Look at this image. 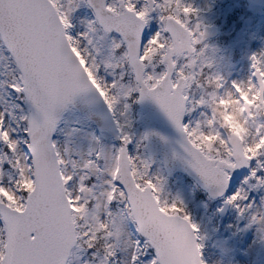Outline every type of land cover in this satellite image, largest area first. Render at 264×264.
I'll return each mask as SVG.
<instances>
[{"label": "snow or ice", "instance_id": "snow-or-ice-1", "mask_svg": "<svg viewBox=\"0 0 264 264\" xmlns=\"http://www.w3.org/2000/svg\"><path fill=\"white\" fill-rule=\"evenodd\" d=\"M81 4L94 13L86 22L88 32L110 36L108 60L98 62L85 45L88 32L70 34L72 13ZM153 14L160 28L149 32ZM196 14L184 0H0V264H72L76 247L82 251L79 264H205L199 228L183 201L162 199L163 179L149 174V163L129 152L133 137L125 129L131 121L121 124L115 118L121 100L125 110L150 100L191 143L197 133L184 117L202 101L193 105L186 89L202 81L224 87L223 77L209 71L211 61L189 64L187 55L172 58L186 43L192 46L191 59L203 54L199 45L206 33L201 23H191ZM250 59L251 78L243 82L249 96L242 81L231 86L237 102L254 90L264 93V51ZM157 64L164 65L160 72L148 71ZM4 68L10 70L7 78ZM88 92L113 115L121 144L105 154L99 137L92 135L99 151L90 148L80 172H69L68 165L75 169L78 161L53 137L61 113ZM191 155L189 167L216 196H225L234 170L249 169L245 187L231 192L225 204L246 216L248 227L256 225L264 240V197L259 203L249 198L250 190L264 189V126L257 128L255 143L235 155ZM101 159L111 163L102 203H94L100 177L93 172H104ZM90 214L93 223L85 230L80 221ZM118 221L133 233L123 262L107 243ZM161 231L169 238L162 239ZM99 239L105 240L102 250L96 247Z\"/></svg>", "mask_w": 264, "mask_h": 264}, {"label": "rangeland", "instance_id": "rangeland-1", "mask_svg": "<svg viewBox=\"0 0 264 264\" xmlns=\"http://www.w3.org/2000/svg\"><path fill=\"white\" fill-rule=\"evenodd\" d=\"M217 0H184L186 4H190L197 11L203 12L207 14V17H215L216 12L214 11V5ZM84 4H81L79 8H77L72 13V29L70 30V34L74 37L78 36L82 32H88L87 29V21L91 18L86 14L83 8ZM251 12L254 17L257 18L256 23L243 21L242 26L236 32V37L239 39V44H241L240 36L244 32L246 33L247 41L244 42V38L242 39V44L239 46L240 49V60L239 62L231 66L229 64V60L225 57L221 61H218L216 65L219 66L221 70L219 72L220 76L223 77L224 87H222L221 99L225 103L226 107V117L230 126L237 127L244 138L245 142V126L241 123L240 119L237 117L236 113L231 111V101L223 99L222 97L226 94V90L232 92V83L233 82H246L251 78V59L250 57L258 52L264 51V7H254L251 6ZM211 20H208L207 24H210ZM207 24H202L207 25ZM160 25L158 23V18L156 14H153V19L150 21L149 26L147 27V31H156L159 30ZM232 29V28H231ZM91 40L92 44L89 45L87 40ZM251 41V42H250ZM252 45H249L250 43ZM253 42V43H252ZM85 45L93 49V54L97 56V61L102 62L108 60L110 58V46L111 39L110 36H106L104 33L98 34L97 32L92 33L88 32L87 39L85 40ZM252 46L253 48L247 53V48ZM98 50V55L96 53ZM213 53V52H212ZM248 54V56H247ZM227 56V55H226ZM115 61H113L114 63ZM183 62V61H182ZM191 64V61H188ZM217 62V61H216ZM155 63V62H154ZM158 65V64H157ZM156 65V67H157ZM249 65V67H248ZM235 67V68H232ZM111 71V69H109ZM118 71V70H117ZM4 78H7L10 70L7 68L3 69ZM111 79V77H109ZM125 84L128 83L127 80L124 81ZM245 96H249V93L246 91ZM257 92H253L250 95V98L247 99L252 101L256 99ZM237 105H242L241 102H237ZM124 101L121 100V103L118 107L115 118L119 119L121 124L124 123L123 115H120L121 112L124 113L123 107ZM237 111L242 115V108H238ZM207 113V115L203 114ZM127 119L130 117L126 113ZM209 116L205 106H201L196 108L191 112L189 116V121L192 123L193 129L196 131V135L192 136L199 144H204V140L210 136L209 132ZM14 126V123H13ZM130 135V131L126 130ZM136 135L132 134L133 141L129 148L130 154L133 156L139 155L143 161H146L145 152L139 148L138 144L142 139V128L138 125V128L135 130ZM200 133H204L201 135ZM95 135L100 139V145H102L105 149V154L108 153L109 150H113L111 146V138L107 135L98 133L95 131L93 126L83 117H79L73 111H69L62 119L59 124L58 131L55 133L54 139L60 142L61 150L64 147H67L71 152V157L78 161V165L75 169L72 168L71 163L68 165L69 172H80L81 166L84 161L89 159V142L91 140V136ZM256 135V134H255ZM225 141V138H224ZM129 144V145H130ZM252 145V143H244L245 148H248ZM99 151V147L98 150ZM93 154V158H94ZM147 162V161H146ZM101 168L105 169L103 173H95L93 175H98L100 178L97 180L98 187L95 190V195L97 196V200L94 203H102V197H100V193L107 187L104 184V181L107 180V165L111 163V161H107L105 159H101L99 161ZM149 174L154 176H159L162 178L163 171L160 165L157 163L153 168L149 169ZM163 179V188H166L167 191L165 193L162 192V199H168L171 201L175 197H179L182 201H186L189 197L190 189L186 187L183 182L179 181V178L175 176L172 179V182L169 183L165 177ZM244 181V180H243ZM243 181L238 184L231 192L239 189L241 187H245ZM174 190L175 194L170 195L168 197L167 193H172ZM260 189L250 190L249 198L250 200H254L257 203L261 201V197L258 194ZM264 197V196H263ZM184 203V202H183ZM231 215L226 217L223 222L218 221L217 213L219 210V204L213 211V215L210 218L206 219L202 216L201 212H195L192 222L195 223L198 228V236L201 237L198 242L202 243L203 248V259L205 260V264H264V240L260 238V234L257 231V226L252 225L248 227V218H245V221L239 227H236V216L240 215L236 208L232 207ZM99 212L103 213V207L99 209ZM92 215L90 214L86 217V225H90L93 223V220L90 218ZM245 216H243L244 218ZM113 235L111 238L107 240V243L113 247H115L121 253L122 262L126 260L127 253L132 246L133 243V233L127 223L117 222V224L112 229ZM78 252L73 250L72 254V264H79L78 260Z\"/></svg>", "mask_w": 264, "mask_h": 264}, {"label": "water", "instance_id": "water-1", "mask_svg": "<svg viewBox=\"0 0 264 264\" xmlns=\"http://www.w3.org/2000/svg\"><path fill=\"white\" fill-rule=\"evenodd\" d=\"M255 5H264V0H248ZM204 37H213L215 28H205ZM187 41V37H183ZM191 52V47L187 43L184 45L183 52ZM140 108V121L145 127V133H149L146 142V150L150 164L152 165L157 157L160 158L161 164L166 172L167 177H172L177 171L188 175L195 180L197 184L213 197H219L214 194L213 190L206 188L199 176L189 167L188 161L192 160V151H197L192 148L186 137L182 136L171 125L163 112L150 100L138 103ZM76 112L85 115L94 125L111 135L117 140L116 127L113 124L110 113L106 110L103 103L95 96L88 92L77 98L74 105H70ZM68 108L61 113V116ZM61 119V118H60ZM234 138L230 140L234 146ZM92 148H96L92 144ZM198 152V151H197ZM235 172V170H234ZM231 183V182H230ZM225 211V210H224ZM162 239H168L169 236L165 232H160Z\"/></svg>", "mask_w": 264, "mask_h": 264}, {"label": "clouds", "instance_id": "clouds-1", "mask_svg": "<svg viewBox=\"0 0 264 264\" xmlns=\"http://www.w3.org/2000/svg\"><path fill=\"white\" fill-rule=\"evenodd\" d=\"M246 91L248 85L246 83L241 84ZM254 92L261 93L259 90H254ZM223 99L231 101V111L235 112L237 117L240 119L241 123L245 126V144L252 143L254 144L256 141L255 129L257 127L264 126V96H262L261 100L258 102L256 107L251 108V111L248 115H241L238 108H248L247 105H237L236 104V95L226 90V94L222 97ZM215 99V98H213ZM250 117H252L250 119ZM244 145H241L239 141L235 142L234 152H241L243 150Z\"/></svg>", "mask_w": 264, "mask_h": 264}, {"label": "trees", "instance_id": "trees-1", "mask_svg": "<svg viewBox=\"0 0 264 264\" xmlns=\"http://www.w3.org/2000/svg\"><path fill=\"white\" fill-rule=\"evenodd\" d=\"M233 9H236L237 10V8H233ZM246 14H248L247 12H245L244 11V9H243V12H242V14H241V16H243V17H245L244 15H246ZM237 15V12L235 11V12H231V11H229V14L226 16V18L228 17V20L231 18V17H229V16H236ZM197 18L198 17H196V16H193L191 19L192 20H197ZM229 40H231V39H229ZM231 43H236V41L234 40V41H230ZM199 57H200V61H201V63L203 62V60L202 59H204V62H207V60H208V58H206V53L205 54H202V55H199ZM197 85L195 84L194 85V89H195V92L197 91ZM200 87V86H199ZM190 200H192V198L190 199ZM197 200V199H196ZM193 201V200H192Z\"/></svg>", "mask_w": 264, "mask_h": 264}, {"label": "flooded vegetation", "instance_id": "flooded-vegetation-1", "mask_svg": "<svg viewBox=\"0 0 264 264\" xmlns=\"http://www.w3.org/2000/svg\"><path fill=\"white\" fill-rule=\"evenodd\" d=\"M186 123H188V119H186V121H185Z\"/></svg>", "mask_w": 264, "mask_h": 264}]
</instances>
